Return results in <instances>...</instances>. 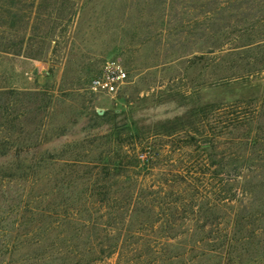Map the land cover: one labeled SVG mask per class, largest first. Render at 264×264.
<instances>
[{"label":"rangeland","instance_id":"rangeland-1","mask_svg":"<svg viewBox=\"0 0 264 264\" xmlns=\"http://www.w3.org/2000/svg\"><path fill=\"white\" fill-rule=\"evenodd\" d=\"M41 4L0 53V263L264 264V0Z\"/></svg>","mask_w":264,"mask_h":264},{"label":"trees","instance_id":"trees-1","mask_svg":"<svg viewBox=\"0 0 264 264\" xmlns=\"http://www.w3.org/2000/svg\"><path fill=\"white\" fill-rule=\"evenodd\" d=\"M42 1L43 0H0V53L22 55L23 45L25 44L24 39L26 37L25 33L23 35L24 38L21 39V47H19L20 49L17 51L14 50L15 45L12 39L13 35H11V37L8 36V39L7 35L11 32H17L19 28H22L25 32L29 31L34 22L43 14V5L41 4ZM213 148V144L210 143L208 147L204 148V151H208ZM15 159L18 158L15 157ZM1 228L2 227H0V229ZM236 242L237 239L235 237L232 238V246H234L233 244ZM220 244L223 247L225 244L226 247L228 245V243L225 242H221ZM224 254L225 256L229 255L226 251H220L221 257ZM235 257V261L238 259L237 263H243V254L242 256L240 255ZM232 259L234 260L233 253Z\"/></svg>","mask_w":264,"mask_h":264},{"label":"built area","instance_id":"built-area-1","mask_svg":"<svg viewBox=\"0 0 264 264\" xmlns=\"http://www.w3.org/2000/svg\"><path fill=\"white\" fill-rule=\"evenodd\" d=\"M43 74L42 71H39ZM129 76L124 66L115 59L104 62L100 73L90 81L94 93L114 97L128 83Z\"/></svg>","mask_w":264,"mask_h":264},{"label":"crops","instance_id":"crops-1","mask_svg":"<svg viewBox=\"0 0 264 264\" xmlns=\"http://www.w3.org/2000/svg\"><path fill=\"white\" fill-rule=\"evenodd\" d=\"M1 89V88H0Z\"/></svg>","mask_w":264,"mask_h":264}]
</instances>
